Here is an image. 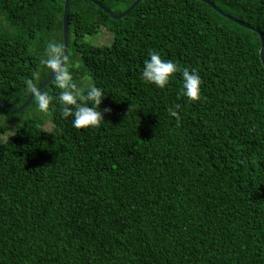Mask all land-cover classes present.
<instances>
[{"label": "trees", "instance_id": "trees-1", "mask_svg": "<svg viewBox=\"0 0 264 264\" xmlns=\"http://www.w3.org/2000/svg\"><path fill=\"white\" fill-rule=\"evenodd\" d=\"M96 1L120 15L136 0ZM207 1L264 36V0ZM65 2L0 0L11 107L31 96L27 81L37 89L51 75L41 60L48 40L64 47ZM103 29L111 44L87 40ZM69 36L72 82L103 91L105 122L74 128L53 81L41 92L53 98L51 133L29 119L0 142V264H264L260 35L201 0H144L119 21L76 0ZM153 51L197 70L201 99L182 96L180 73L165 89L145 83Z\"/></svg>", "mask_w": 264, "mask_h": 264}, {"label": "clouds", "instance_id": "clouds-1", "mask_svg": "<svg viewBox=\"0 0 264 264\" xmlns=\"http://www.w3.org/2000/svg\"><path fill=\"white\" fill-rule=\"evenodd\" d=\"M44 68L53 75L59 94L56 102L62 106V115L65 119L71 117L72 126L76 129H88L99 127L104 121L100 111V105L105 94L99 88L92 87L85 93L86 103H80V93L72 82V74L69 71L64 47L61 42L52 38L47 41L44 49V57L41 60ZM176 73H180L182 96L190 102L201 99L202 78L197 70L180 69L178 64L171 59L162 58L159 52H150L144 61L141 78L150 85L159 89H165ZM29 91L36 94L38 109L47 113L53 98L47 94L37 93L34 83L27 81ZM179 105H173L168 109L170 117L179 118ZM108 111V110H105Z\"/></svg>", "mask_w": 264, "mask_h": 264}, {"label": "water", "instance_id": "water-1", "mask_svg": "<svg viewBox=\"0 0 264 264\" xmlns=\"http://www.w3.org/2000/svg\"><path fill=\"white\" fill-rule=\"evenodd\" d=\"M73 1H76V0H66L65 7H64V15H63L64 55H65L66 62H67V59L69 56V51H70L69 16H70V5ZM87 1L98 6L101 10H103L106 14H108L113 20L119 21V20L124 19L128 15H130L132 13V11L140 3H142L144 0H136L134 2V4L127 11H125L124 13H122L120 15L114 14L111 9H109L108 7H105L104 5H102L100 2H98L96 0H87ZM201 1L208 3L214 10H216L219 14L226 17L227 19L238 23L242 27L252 29L253 31L255 30L260 35V38H261L262 48H261V52H260V58L264 64V36L261 34V32L259 30L254 29V28H251L248 25H245L244 23L238 21L237 19L227 15L226 13L219 10L217 7L212 5L207 0H201ZM53 81H54V79H53V75L51 73V75L45 80V82L42 83L37 88V93H41L42 91H44ZM35 98H36V94L32 93L31 96L27 99V101L22 106H20L19 108H13L9 105V103L7 101H5L4 99H0V108L8 110V111L13 112V113H21V112L25 111L31 105V103L34 101Z\"/></svg>", "mask_w": 264, "mask_h": 264}, {"label": "rangeland", "instance_id": "rangeland-1", "mask_svg": "<svg viewBox=\"0 0 264 264\" xmlns=\"http://www.w3.org/2000/svg\"><path fill=\"white\" fill-rule=\"evenodd\" d=\"M112 39V34L103 29L99 35L90 38L88 37L87 40H89L94 45L101 46L111 44ZM89 87L90 81H87V78H84L78 87L80 98L85 92H87ZM29 119H37L39 121L45 120L44 130L51 133L53 128L52 124L48 120H46V113L41 112L38 109L37 104L32 105L29 112L26 114H15L0 108V124L3 126H8V128H10L8 129L7 135L0 137V142H5L8 137L14 135V133L17 131L16 128L20 126L24 121H27Z\"/></svg>", "mask_w": 264, "mask_h": 264}]
</instances>
